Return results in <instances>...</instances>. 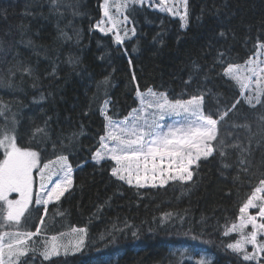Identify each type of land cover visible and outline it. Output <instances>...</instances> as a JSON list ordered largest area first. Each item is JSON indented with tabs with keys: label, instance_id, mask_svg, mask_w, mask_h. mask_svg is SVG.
<instances>
[{
	"label": "trees",
	"instance_id": "1",
	"mask_svg": "<svg viewBox=\"0 0 264 264\" xmlns=\"http://www.w3.org/2000/svg\"><path fill=\"white\" fill-rule=\"evenodd\" d=\"M59 2V12L52 14L49 0H0L4 48L0 67L22 60L40 78L33 87L32 78L18 73L12 88L0 86V99L17 114L18 144L38 151L40 165L67 156L73 170L71 188L60 201L47 206L44 216L40 208L30 209L36 211L30 229L36 231L41 217L42 230L50 222L41 232L47 235L86 229L85 246L79 252L44 260L39 256L40 243L35 253H29L28 264H191L181 261L180 247L209 254V264H237L236 256L225 251L223 244L239 236H222L223 225L236 220L239 206L258 184L264 172L258 164L237 178L235 166L221 169L217 154L194 168L192 181L139 188L111 175L114 161L96 163L93 154L104 135L101 108L105 100L110 101L107 114L122 120L139 107L137 88L166 92L170 97L203 91L206 105L221 111L241 100L222 122V134L228 144L247 145L254 133L251 147L258 162L264 152V142L256 143L264 138V121L259 119L264 115V95L261 104L255 100V107L247 104L235 82L223 76L227 65L219 64L217 57L223 52L227 62L242 64L253 56L258 42L264 43V0H188V21L183 27L177 17L135 4L125 11L135 35L119 46L113 34L94 28L104 0ZM60 30L72 40L58 38ZM28 40L33 46L21 43ZM69 55L79 58L75 68L66 63ZM190 76L191 82L185 83ZM105 77L108 84L98 89ZM45 121L47 137L32 140L33 129L43 127ZM245 123L248 129L233 126ZM236 158V151L229 148L226 162L234 163ZM259 264H264L263 252Z\"/></svg>",
	"mask_w": 264,
	"mask_h": 264
},
{
	"label": "snow or ice",
	"instance_id": "2",
	"mask_svg": "<svg viewBox=\"0 0 264 264\" xmlns=\"http://www.w3.org/2000/svg\"><path fill=\"white\" fill-rule=\"evenodd\" d=\"M152 0H148L151 4ZM50 12L56 14L60 9L59 0H49ZM136 3H144V0H125L123 4L116 5L117 13L122 8L132 10ZM159 11L167 12L173 16H178L183 22L182 27L188 21V0H159ZM109 0H104L100 4L103 15L96 22L94 27L105 35L114 33L113 40L116 45H122L128 38L129 29L123 27L130 23L129 17L125 15L121 20L118 15L110 11ZM182 8V10H181ZM76 14V13H74ZM62 15V13H61ZM123 31L124 35L120 33ZM135 35V28L131 29ZM79 31L74 32V36L79 40ZM220 35H224L223 32ZM64 40H72L63 30H60L59 37ZM26 46H33L31 40L21 41ZM4 51L3 41H0V52ZM16 55H19L17 53ZM264 43L258 42L253 56L249 57L242 64H233L225 60V54L219 53L217 62L223 68V76L235 82L239 89L240 97L244 101L255 107L261 104V95H264ZM15 59V58H14ZM4 61L0 58V64ZM67 64L75 68L79 65V58L69 55ZM7 73V77L3 75ZM21 78L28 76L33 79V87H36L40 78L35 74V70L22 60L9 62L7 68L0 67V86L13 87V81L17 74ZM52 76L56 75L53 67ZM255 77V80L253 78ZM133 76V80H135ZM192 77H189L190 83ZM253 83L256 84L253 89ZM108 78L105 77L98 82L97 88L106 86ZM255 95L245 96V92ZM187 96V98H184ZM207 93L201 91L199 94L182 93L178 97H170L166 92H156L147 89L141 92L137 88V99L139 107L133 109L123 120H114L107 114L106 108L110 101L105 100L101 108L105 116L104 135L99 137L98 149L93 154L96 163L107 159L114 161L115 166L111 170V175L120 181H124L130 186L135 181V186L143 188L147 182L151 181L152 187H156L159 181L161 187L167 185L169 181H192L194 168H199L201 161H207L218 154L220 157L221 169H229L233 166L237 169V178L240 173L248 174L253 165L258 164L260 169H264V152L257 162L254 158V149L251 147L255 134L248 137L247 145L237 141L228 144L222 134V122L225 117L237 105L241 103L237 99L231 108L221 111L218 106L209 107L206 105ZM43 95L41 99H43ZM10 114V115H9ZM16 113L12 112L11 105L0 99V150L3 158L0 159V229L15 227L16 231H0V264H28L29 253H35L36 248L29 244L33 237L38 236L42 228L36 227V231H21V225L27 220L29 205H43L45 210L50 202L60 201L61 197L68 192L73 184L72 168L68 163V157L60 155L55 163L59 168L53 167L52 161L44 163L42 168L38 165L41 155L38 151L31 150L29 147L18 144V121ZM264 121V115L259 117ZM248 129L247 123L233 125ZM264 132V128H261ZM75 133L73 137H75ZM228 135H231L228 133ZM47 137V122L43 127L37 126L32 131V140L43 141ZM71 139V138H70ZM264 142V138L256 141L257 144ZM236 151L237 158L234 163L226 162L228 149ZM38 169L40 177V190L33 192V170ZM57 179L52 181V177ZM51 182V184L49 183ZM10 193H17V199H9ZM250 209H256L255 214H250ZM236 220L229 226L227 222L223 225L222 236L230 237L232 233L238 234L239 238L234 242L223 244L225 251H230L236 256L237 264L243 262L257 261L259 264V253L264 252V172L258 184L252 188L251 194L239 206ZM170 216L171 214H167ZM44 218L41 217V224ZM163 223V221H162ZM251 231H246L248 228ZM83 233L84 229H73ZM136 233L133 232V236ZM104 237L102 236L101 239ZM247 245H251L252 251L247 250ZM85 246L83 238L76 239L75 242L69 241L67 244L56 242L55 237L51 248H45L40 255L44 260L58 256L59 250L64 249L65 254L69 250L80 251ZM35 260V255L31 257ZM197 264H209L203 256Z\"/></svg>",
	"mask_w": 264,
	"mask_h": 264
},
{
	"label": "rangeland",
	"instance_id": "3",
	"mask_svg": "<svg viewBox=\"0 0 264 264\" xmlns=\"http://www.w3.org/2000/svg\"><path fill=\"white\" fill-rule=\"evenodd\" d=\"M123 3H125V0H109V5L111 6L110 7V11L114 15H118L121 20L126 15L125 14V11H126L127 8H122L120 10V12L117 13V11H116V5L117 4H123ZM169 3L171 4L172 3V0H169ZM136 4L137 5H146V6H149V7L153 8V9H155L157 11H159V7H160L159 0H152L151 4L148 3V0H144V3L143 4H141V3H136ZM181 10H182V8H181ZM162 13L169 14L167 12H162ZM102 15H103V10H102ZM169 15H171V14H169ZM171 16H173V15H171ZM173 17H177L179 19L178 16H173ZM101 18H102V16H101ZM181 23L183 24L182 21H181ZM123 27H126L127 29H129L128 37H132V35H131L132 34L131 27L128 25V23L126 25H123ZM95 30H97V29L95 28ZM97 31L100 32L99 30H97ZM100 33L101 34H104L102 32H100ZM109 34H113L114 35V33H109ZM120 34L123 36L124 35L123 31H121ZM261 58H264V56H262ZM253 80H255V77L253 78ZM252 87H253V89H255L256 84L253 83ZM253 93H254V91L252 93H250V94H253ZM138 102H139V100H138ZM104 118H105V116H104ZM55 161H56V158L54 160H52V162H54L52 166L58 169L59 168V165L56 164ZM38 167L39 168H42L43 167V164L42 165L39 164ZM33 174H34V176H33V192L35 193V192H37V191L40 190V182L41 181H40L38 169H34L33 170ZM56 179H57V177L54 175L52 177V181H55ZM49 183L51 184V182H49ZM151 184H152V182L149 181V182H147V184H146L145 187H151ZM156 185L159 186V181L158 180L156 181ZM133 186H135V181L133 182ZM17 198H18V194L17 193H10L9 194V199H17ZM54 202H56V201H54ZM51 203L52 202H50L49 204H51ZM31 208H38V209L40 208V210L42 211V215L44 216V213H45L44 206L43 205H36L35 202H34V200H33V203L29 205V212L27 213V220L20 227V230L21 231H31L30 228L34 224V222L36 221V211L30 210ZM252 210L253 209H250L249 210L250 211V214H254V213H251ZM38 226L41 227V221H40V224ZM49 227H50V222H48L45 225V227L43 228L42 231L47 230ZM73 229H77V230L78 229H84L85 231L83 233H80L78 231H75L74 232ZM16 230L17 229L15 227H12V228H10L8 230H4V231H16ZM246 231H251L250 226H249V228ZM85 236H86V229L85 228H72V229L65 230V231L60 232V233H54V234H48V235L47 234H44V233H40L38 235L39 239H37V240H31V241H29V244L32 247H35L36 250H38L39 247H40V243H43V244H41L42 249L39 251V253H41V252H43L45 250L46 247L49 248V249L51 248V245L53 243V238L54 237L56 239V242L67 244L69 241L75 242V240L76 239H79V238H83L84 241H85ZM260 239H264V237H260ZM246 247H247V250L249 252L252 251L251 245H247ZM177 250L179 252V256L181 258V261H187L188 263L190 262L191 264H197V261L201 258V256H203V258L205 260L209 261V263L211 262V256L209 254L205 253V252L196 251L195 249H190L188 247H180V248H177ZM77 252H79V251H76L75 249H71V250L68 251L67 254H73V253H77ZM62 255H66L63 248H61L59 250V255L58 256H62ZM258 255H259L260 259H262V253H259ZM39 256L41 257V259H44L42 255L39 254ZM55 257H57V256L51 257L50 259L55 258Z\"/></svg>",
	"mask_w": 264,
	"mask_h": 264
}]
</instances>
